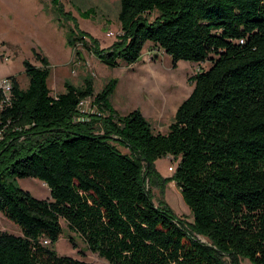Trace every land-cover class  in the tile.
Here are the masks:
<instances>
[{"label": "trees", "instance_id": "1", "mask_svg": "<svg viewBox=\"0 0 264 264\" xmlns=\"http://www.w3.org/2000/svg\"><path fill=\"white\" fill-rule=\"evenodd\" d=\"M116 20L109 48L79 31L68 46L79 42L109 68L134 64L145 44L172 63L208 66L189 78L161 134L139 111L112 109L114 81L95 94L89 78L64 82L52 96L46 59L23 62L26 87L9 77L0 91V215L20 231L0 232V264H92L54 252L60 221L107 264H264V0H118ZM86 100L93 110L78 112ZM166 157L189 226L161 197L152 202L150 189L165 182L153 165ZM24 178L48 199L19 189Z\"/></svg>", "mask_w": 264, "mask_h": 264}, {"label": "rangeland", "instance_id": "2", "mask_svg": "<svg viewBox=\"0 0 264 264\" xmlns=\"http://www.w3.org/2000/svg\"><path fill=\"white\" fill-rule=\"evenodd\" d=\"M58 4L61 16L50 0H0V81L13 77L19 88L24 89L27 79L23 73V62L38 66L33 54H39L47 61L46 86L52 96L63 92L64 82L80 86L84 78H89L95 94L108 81H114L116 84L109 97L112 109L120 116L137 110L154 132L163 134L177 106L191 91L189 78L206 69L208 64L172 63L161 50L145 44L134 64L109 68L83 49L79 42L75 41L70 48L67 34L70 31L73 34L83 32L89 46L97 50L109 48L119 34L116 20L118 0H58ZM88 10L92 11L88 19L79 17ZM89 102L85 101L81 107L83 111L93 110ZM120 151L125 153L122 149ZM153 166L165 182L161 189L156 186L150 189L152 202L161 197L171 213L189 226L191 215L170 180L172 171L168 168L173 170L175 163L166 157L156 160ZM14 183L35 199H48L46 188L36 179H16ZM60 227L62 233L53 246L58 256L107 264L88 252L83 243L66 230L63 221H60ZM0 232L20 236L18 227L1 215ZM67 237L73 238L74 246L68 243ZM239 263L250 264L246 260Z\"/></svg>", "mask_w": 264, "mask_h": 264}, {"label": "built area", "instance_id": "3", "mask_svg": "<svg viewBox=\"0 0 264 264\" xmlns=\"http://www.w3.org/2000/svg\"><path fill=\"white\" fill-rule=\"evenodd\" d=\"M9 88H10L9 81H7L6 79L0 81V91L3 94H6L8 92V90H9ZM84 103H85V101H81V102L78 103V106H77L78 112H80V113H84L85 112V111H83V109H81V107L83 106ZM168 170L170 172L172 171L171 168H168ZM42 244H46V242L43 241Z\"/></svg>", "mask_w": 264, "mask_h": 264}]
</instances>
